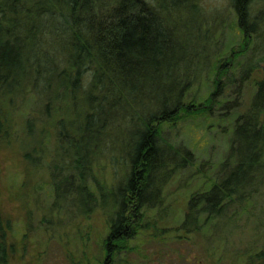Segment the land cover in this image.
Listing matches in <instances>:
<instances>
[{
	"label": "trees",
	"instance_id": "trees-1",
	"mask_svg": "<svg viewBox=\"0 0 264 264\" xmlns=\"http://www.w3.org/2000/svg\"><path fill=\"white\" fill-rule=\"evenodd\" d=\"M199 2L0 0L3 140L18 130L14 117L27 126L30 115L20 114L19 99L25 101L33 93L32 76L46 71L39 64L53 46L67 49V57L65 67L53 72L59 87L55 99L44 105L45 117L51 118L55 102L70 100L76 118L66 128L59 117L53 125L56 134L49 140L41 134L32 150L35 157H44L35 154L55 145L51 155L67 153L62 172L80 186L77 190L87 191L89 181H94L92 165L101 157L98 137L111 126L110 119L98 127L100 118L107 116L102 110L108 107L118 120L137 128L126 174L113 193L117 207L108 217L101 264H115L139 233L155 229L166 212L167 181L194 164L191 153L162 143L166 126L218 118L227 119L231 130L214 183L191 194L178 230L211 241L221 223L231 226L254 201L264 199V0H230L236 45L223 44L224 23L215 26L212 14L205 15ZM210 47L216 49L211 55ZM257 70L262 77L253 81ZM249 84L254 85L251 100L241 110ZM80 101L83 108L78 111ZM137 108L143 115L133 116ZM47 166L51 174L50 162ZM150 213L156 214L154 225ZM8 230L0 211V264H8ZM245 264H264V255L248 254Z\"/></svg>",
	"mask_w": 264,
	"mask_h": 264
},
{
	"label": "rangeland",
	"instance_id": "rangeland-1",
	"mask_svg": "<svg viewBox=\"0 0 264 264\" xmlns=\"http://www.w3.org/2000/svg\"><path fill=\"white\" fill-rule=\"evenodd\" d=\"M199 4L205 15L212 14L217 22L215 26L224 23L223 44H238V35L231 30L235 15L230 0H200ZM210 48L211 55L216 49ZM47 51L48 57L39 64L46 71L32 76L33 93L25 101L19 99L20 114L30 115L27 126L14 117L18 130L9 140L0 136V211L9 224L8 264H101L108 217L117 207L113 193L126 174L127 157L136 141L137 128L130 121L124 123L121 118L119 121L115 111L108 107L102 110L107 116L100 118L98 127L110 119L111 126L98 137L101 157L92 165L94 181H89L87 191L77 190L80 186L62 172L68 163L67 153L55 151L51 155L50 148L55 145H47L43 152L35 154H44L45 158L35 157L32 150L41 134L49 140L56 134L53 125L59 117L66 122V128H71L76 118L70 100L55 102V112L51 111V118L45 117L44 105L55 99L59 87L53 72L65 67L67 57V49L62 46ZM261 75L257 70L253 81ZM253 84L247 86L241 98V110L250 103ZM82 108V102H77L76 110ZM137 115H143L139 108L133 112V116ZM78 121L75 127L79 129L81 118ZM227 121L191 119L182 120L172 129L164 127L162 143L191 153L194 164L190 170L178 172L167 181L163 207L166 212L161 214V222L154 225L156 214L150 213V223L155 229L150 227L139 233L115 264H245L248 254L264 255V199L254 201L231 226L221 223L211 241L200 234L185 235L178 230L191 194L211 188L216 179L213 177L226 158L231 136ZM25 154L31 157L29 162ZM176 162L183 164L181 160Z\"/></svg>",
	"mask_w": 264,
	"mask_h": 264
}]
</instances>
